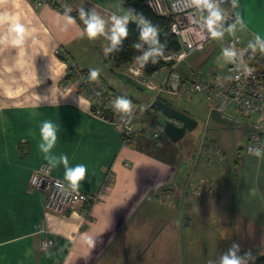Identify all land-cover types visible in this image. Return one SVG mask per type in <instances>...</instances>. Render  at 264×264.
<instances>
[{"label": "crops", "instance_id": "1", "mask_svg": "<svg viewBox=\"0 0 264 264\" xmlns=\"http://www.w3.org/2000/svg\"><path fill=\"white\" fill-rule=\"evenodd\" d=\"M63 3L70 10L82 9L86 19L98 14L105 21L103 34L90 40L84 20L48 2L0 0V264H106L107 255L134 248L131 238L148 236L154 222L163 224L161 231L155 229L161 233L175 220L185 225V254L196 256L189 264H220L233 244L245 264L264 255V148L247 151L246 121L223 117L210 97L182 88L157 93L138 80L131 66L144 71L146 52L118 63L113 17L147 26L121 0ZM218 8L237 18L202 50L176 62L174 69L184 81L199 75L227 84L232 55L224 44L236 37L244 45L264 43V0H234ZM16 22L27 30L22 45L13 43ZM101 46L110 51L106 64ZM58 47L89 74L99 73L94 80L110 104L101 106L103 114L96 113L94 97L70 77L68 63L56 54ZM169 70L165 65L151 74L144 71L146 81L160 85ZM156 98L194 117L196 127L201 126L198 140L191 142L195 127L172 141L162 129L164 114L152 106ZM121 100L131 101L128 111L120 109ZM113 106L142 112L131 139L115 126ZM45 123L54 130L50 148L42 135ZM204 137L221 147L220 162L196 159ZM42 163L67 182L68 172L84 167V178L76 185L82 192L108 185L97 202L83 201L59 214L47 211L44 192L29 183ZM44 239L50 241L46 249L41 247ZM143 241L134 245L147 246Z\"/></svg>", "mask_w": 264, "mask_h": 264}, {"label": "built area", "instance_id": "2", "mask_svg": "<svg viewBox=\"0 0 264 264\" xmlns=\"http://www.w3.org/2000/svg\"><path fill=\"white\" fill-rule=\"evenodd\" d=\"M156 13L170 15L172 23L171 32L180 44V49L163 55V60L173 61L168 76L160 85H153L146 81L144 71L138 66H131L138 80L155 90L177 91L182 88L185 93H196L210 97L217 103V108L223 117L231 118L236 122L245 120L248 128L247 151H261L264 148V64L261 66L246 63V57L251 45H244L240 37L230 39L224 44V48L232 55L229 65L231 71L230 81L221 84L211 77L196 75L192 79L182 80L174 70L176 62L183 60L190 52L202 50L217 32L236 20L235 13H227L218 8L225 3H233L234 0H209L213 5L209 9L203 2L197 4L195 0H144ZM212 11L217 12L221 19L214 21L212 28L208 27V19ZM56 54L66 61L69 66V75L76 79L95 99L97 114H103L105 108H109L104 90L97 87L94 79L84 69L80 68L71 55L63 47L56 49ZM112 120L126 140L136 133L135 124L142 116V112H121L113 106ZM236 112L237 115L231 113ZM158 133H154L157 136ZM221 147L213 140L204 137L196 151V159H204L220 162L223 159ZM29 183L45 194L44 207L47 211L63 213L68 208H75L80 202H97L105 191L108 181L102 188L94 193L82 192L71 183L52 175L51 166L47 163L39 165L30 175ZM42 223V228H43ZM50 244L48 239L41 242L42 249Z\"/></svg>", "mask_w": 264, "mask_h": 264}, {"label": "trees", "instance_id": "3", "mask_svg": "<svg viewBox=\"0 0 264 264\" xmlns=\"http://www.w3.org/2000/svg\"><path fill=\"white\" fill-rule=\"evenodd\" d=\"M48 2L62 13L74 16L79 21L81 12L66 8L64 0H34ZM68 1V0H66ZM124 6L134 15L142 19L147 26H142L134 22H127L124 26L128 35L120 38L119 43L113 47V52L117 56L118 63L134 61L139 52L149 54V59L144 63L143 69L146 73H153L161 67L173 64V61L163 60V55L180 49V44L175 35L171 32L170 25L172 17L170 15H161L156 13L144 0H121ZM84 19L86 16L84 15ZM151 27L154 30V37L144 40L141 38V32ZM246 63L256 66L264 64V43L256 41L251 44V49L246 57ZM248 264H264V255L257 257Z\"/></svg>", "mask_w": 264, "mask_h": 264}, {"label": "rangeland", "instance_id": "4", "mask_svg": "<svg viewBox=\"0 0 264 264\" xmlns=\"http://www.w3.org/2000/svg\"><path fill=\"white\" fill-rule=\"evenodd\" d=\"M66 8H68V6H66ZM100 49H102L101 51L104 57V62L106 64L109 60L110 51L108 50V48L102 46L100 47ZM164 72V70L161 71L158 76L163 75ZM200 131L201 126L199 125V127H196L194 132H192L194 134V138L191 142H193V140H198ZM189 132L191 133V130H188V133ZM153 226L154 228L150 232H148V236H138L131 238V246L133 245L134 248H129L126 250L123 249V252H120L116 255L109 254L106 256L104 262L106 264H189L188 261H191V256L196 257L192 253L185 254L184 252L183 243L185 242L186 237L184 238V235L182 234V227L185 226L183 225L182 221L175 220L167 223V225H164L165 228L161 233H158V231H161L163 224L154 222ZM156 228L158 231L155 230ZM193 240L196 239L194 238ZM224 240L225 238L219 240L220 248L224 247ZM136 241H143L147 246L138 248L139 245H134ZM187 242L188 240L186 241V243ZM259 256L262 255L255 256L254 260ZM242 264L245 263L242 262Z\"/></svg>", "mask_w": 264, "mask_h": 264}, {"label": "clouds", "instance_id": "5", "mask_svg": "<svg viewBox=\"0 0 264 264\" xmlns=\"http://www.w3.org/2000/svg\"><path fill=\"white\" fill-rule=\"evenodd\" d=\"M195 2L197 4L203 2L204 5L209 9L213 8V5L209 3V0H195ZM81 19L84 20V24L86 26L84 30L90 40H94L98 35L103 34L105 21L101 19V17L98 14L93 12L89 19H84V13L83 10L81 9ZM220 19H221L220 15L217 12L212 11L208 19L209 29L212 28L214 21ZM127 20L128 17H124L122 19L113 17L114 24H113L111 39L114 44L119 43L120 38L126 37L128 35L127 29L124 26L127 23ZM70 22H72L71 19ZM12 31L16 33V39L13 41V43L16 45H22L24 43V38L27 34L25 25L23 23L16 22L12 27ZM154 35H155L154 30L151 27H146L141 32V38L144 40H148L149 38L154 37ZM98 75L99 73L95 71L90 73V77L92 79H95ZM130 106H131V101L121 100L119 102V107L122 111H128L130 109ZM42 135L43 138L48 142V146L50 148L55 140L54 130L50 124L45 123L42 129ZM45 150L47 151V149ZM257 155H259V152H257ZM84 175H85V168L78 167L74 171L68 172L66 179L73 186H76L84 178ZM237 251H238V245L233 244L229 252L220 258V264H242L241 258H238L236 256ZM246 255L250 256L251 253L250 252L246 253Z\"/></svg>", "mask_w": 264, "mask_h": 264}, {"label": "water", "instance_id": "6", "mask_svg": "<svg viewBox=\"0 0 264 264\" xmlns=\"http://www.w3.org/2000/svg\"><path fill=\"white\" fill-rule=\"evenodd\" d=\"M152 106L165 116L162 122L164 133L174 142L180 140L188 130H193L197 126V120L161 98H156Z\"/></svg>", "mask_w": 264, "mask_h": 264}]
</instances>
